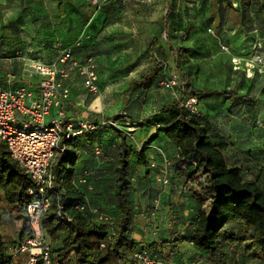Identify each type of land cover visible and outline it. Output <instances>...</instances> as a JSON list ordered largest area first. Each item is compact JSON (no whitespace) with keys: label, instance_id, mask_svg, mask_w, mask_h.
I'll list each match as a JSON object with an SVG mask.
<instances>
[{"label":"crops","instance_id":"obj_1","mask_svg":"<svg viewBox=\"0 0 264 264\" xmlns=\"http://www.w3.org/2000/svg\"><path fill=\"white\" fill-rule=\"evenodd\" d=\"M139 1H150L151 3H147L151 8L150 11L155 7L152 2H156V0ZM163 1L165 10L163 29L167 34L170 32V15L174 13V8L172 7L173 0ZM210 1L215 7V10H210V15L213 17V24L218 34L217 50L215 49L211 56L216 58L213 60L217 62L214 63L217 65V72L212 73V70L205 66L211 57L206 58L207 60L203 59L201 62L194 61L191 49L196 48L197 44L191 33L196 30L189 22L183 29L184 43L177 47L170 44L166 51V59L179 58L177 55L171 58L167 57L172 46L188 51L186 54L182 53V59L187 58L190 61L185 64L188 66L187 71L189 67H192L194 72L193 66L197 62L200 82L194 83V86L197 91L202 92L201 97H203V93L210 91L208 84L203 81L208 77L213 78V76H217V81L225 82V92L236 89L240 97H247L231 103L228 102L227 97L218 94L204 96L199 100L194 112L198 115L201 125L208 130L213 143L221 149L228 167L240 169L245 182L258 185L264 192V0L260 7L257 6V0H218L217 3H214V0ZM74 2L75 0L61 1L60 4L63 5L65 13L68 11V5ZM26 7L25 3L21 4L18 0H0V10L5 9L7 15L19 16ZM10 9L14 11H10ZM58 9L61 15L60 8L58 7ZM165 18L169 19L168 27L165 24ZM190 27H192V32L186 39L185 31ZM256 42L259 44V48L253 52L252 46ZM202 43L206 44L205 41ZM223 45L229 47L228 52L222 49ZM259 57L262 59L261 63L257 62ZM235 58L240 62L238 67L233 63ZM24 59L23 57L9 60L10 73H0V86L3 89L17 90L26 86L34 91L37 90L41 78L27 77L21 69L22 67L17 65ZM37 61L43 62L40 59ZM248 63H252L254 68H250ZM174 72L176 71H172L166 77L167 72L162 67L160 75L148 86L130 93L126 104L123 103V100L129 83L131 80L139 78H133L126 83V86L124 85L120 105L122 111H126L127 119L124 118V120L126 119L128 124L136 127L134 128L136 143L144 144L156 132L155 126L149 125L142 128L140 124L148 119L151 120L163 107L172 105L179 99V90H167L162 85ZM73 74L75 73H71L70 76ZM62 85L68 88L71 93L64 108L67 116L76 121L83 119L91 121L88 116L80 113L73 103L72 92L66 79L62 81ZM257 87L261 88V92L259 99L256 100L253 95H257ZM207 99H214L216 102H207ZM56 112L54 110L53 115ZM146 155L150 164L148 179L143 167L133 166L134 173L136 171L138 174L134 175L131 195L134 219L129 241L136 245L137 250H146L151 257L162 264H176L177 259L181 260V264H206V256L199 253L191 242L193 227L202 219V213L199 210L200 204L192 192V188L196 185H194L196 179L186 181L178 176L173 163L174 159L178 157V149L162 135L149 146ZM100 158L93 159L92 153L86 149L80 155L77 166L79 178L77 185L85 188L87 185L81 184L80 180L84 178L88 180L90 188L86 187L85 189L86 197L89 204L94 207H96L94 191L101 193L108 186L110 187L105 182V177H102L108 174L104 173L107 169ZM100 177L103 181H101V185H98ZM159 179H166L168 184L161 183ZM92 186H94L93 189ZM1 195L5 199L4 192L0 189ZM3 218L1 235L8 248V255L12 261L23 263L28 258L27 254L16 253L14 249L28 228L25 227V224L19 228L22 222L15 220L14 213L8 219L5 216ZM14 227L17 228V232ZM228 230L231 234L242 236L246 240L244 244H247L245 249L249 247L253 231L246 229V223L232 224ZM246 235H249V240L246 239ZM181 251L184 253L182 254ZM242 255L244 256L241 259L250 256V263L255 262L253 252L247 253L245 250Z\"/></svg>","mask_w":264,"mask_h":264},{"label":"trees","instance_id":"obj_2","mask_svg":"<svg viewBox=\"0 0 264 264\" xmlns=\"http://www.w3.org/2000/svg\"><path fill=\"white\" fill-rule=\"evenodd\" d=\"M217 1L214 0V3ZM59 8L61 16H65L63 5L60 4ZM165 24L168 27V18H165ZM185 32L187 39L192 27L187 28ZM183 52L188 53L172 46L167 57L177 55L182 58ZM182 62L188 64L190 61L186 58ZM163 66V63L155 62L151 73L131 80L123 103L126 104L130 93L148 86L159 76ZM192 69L189 67L187 73L179 74L181 77V86L177 89L180 93L179 99L172 105L163 107L151 120L140 124L142 128L155 126L156 132L139 151L135 145L128 142L126 130L112 127L118 142V158L113 166L112 185L110 184V188H113L116 216L98 207L114 220V236L110 241L107 225L78 209L89 203L85 189L90 187L87 179L85 188L77 185L78 161L83 142L87 144L90 142L89 138L99 129L98 125L95 124L97 126L95 131L68 142L67 155L58 158L52 168L55 193L50 194V208L42 219V229L52 245V264H65L68 261L72 264H137L134 260L137 247L129 241L134 219L131 201L133 166L136 163L137 166L143 167L148 179L150 164L146 153L149 146L161 135L178 149V157L173 161L178 176L186 181L194 179L196 175L202 178L200 191L192 188L193 195L200 204L202 219L193 227L191 242L206 256V264H230L224 242L236 246L238 241H246L242 236L231 234L228 230L230 225L239 222L246 223V229L253 231L250 245L246 249L247 253H254L255 264H264V192L258 185L245 182L240 169L228 167L221 149L213 143L208 130L201 125L198 115L194 112L199 100L204 96L218 94L227 97L231 103L247 97H240L236 89L229 92L207 91L201 97L202 92L197 91L194 86ZM191 99H195L197 103L188 109L186 106ZM123 116L122 114L115 117L114 121L122 122ZM105 182L110 183L106 180ZM30 187H32L30 177L11 157L7 146L0 143V189L4 192L5 200L15 217L23 222L26 228H28L26 206L33 200L28 194ZM59 208L62 217L57 214ZM68 218L71 221H68ZM2 222L3 214L0 208V264H10L8 248L1 235ZM107 241V248L103 250L101 244ZM52 242H55V247Z\"/></svg>","mask_w":264,"mask_h":264},{"label":"rangeland","instance_id":"obj_3","mask_svg":"<svg viewBox=\"0 0 264 264\" xmlns=\"http://www.w3.org/2000/svg\"><path fill=\"white\" fill-rule=\"evenodd\" d=\"M61 1L18 0L27 6L19 16L7 15L5 9L0 10V73H10L9 60L24 57L22 63L17 65L22 67L27 77L32 78L30 71L34 62L40 59L49 64L68 48H72L73 60L78 63L83 64L88 59H92L99 87L98 93H91L85 88L84 79L77 71L66 79V83L70 86L72 101L77 109L99 127L89 138L88 144L83 142L81 154L87 149L94 159L95 149L99 148L102 152L100 161L107 169L104 173L108 174L102 177L110 182L105 184L112 185V166L118 156L117 135L112 127L126 130L128 142L135 145L138 151L143 147V143H136L134 131L136 127L130 124L124 125L127 123L126 111H122L120 105L124 85L126 86V83L133 78H140L143 74L151 72L154 61L164 64L166 77L172 71H177L178 74L185 73L187 66L182 62L183 59L167 60L166 51L170 44L177 47L184 43L183 29L188 22L196 30L191 33L197 44L196 48L191 49L194 61L201 62L211 57L214 50H217L218 40L213 17L210 15V10H215V7L210 0H173L174 13L170 15V32L166 34L163 29L165 13L163 0L152 2L155 6L152 11L147 4L151 3L150 1L75 0L68 5L65 16L59 14L58 7ZM256 3L258 7L263 4L262 0H257ZM10 11L14 10L10 9ZM203 41L206 42L205 45ZM214 58H209L208 64L205 65L212 70V73L217 72V65L214 64L217 62L213 60ZM194 69L195 83H199L197 62ZM203 82L208 84L210 91L225 90V82L217 81V76L208 77ZM257 92V95H253L256 100L260 97L261 88L257 87ZM207 102L216 101L207 99ZM122 114L126 119L116 123L114 118ZM135 174L138 173L135 171ZM102 177L99 178L98 185H101ZM194 179H196L194 188L200 191L202 178L196 175ZM94 193L96 194L94 205L112 213L115 217L113 188L108 186L101 193L97 191ZM206 205L208 206V203ZM0 208L6 219L13 213L2 195ZM22 224L24 225L22 222L19 228ZM14 230L17 232L16 227ZM248 237L249 235H246V239ZM52 244L55 247V242ZM246 245L244 240L238 241L236 246L224 242L230 264H255V262L250 263V256L241 259ZM180 261L177 259L176 264H181Z\"/></svg>","mask_w":264,"mask_h":264},{"label":"built area","instance_id":"obj_4","mask_svg":"<svg viewBox=\"0 0 264 264\" xmlns=\"http://www.w3.org/2000/svg\"><path fill=\"white\" fill-rule=\"evenodd\" d=\"M258 48L259 44L256 42L252 46L253 52ZM222 49L229 51V47L225 45ZM257 62L261 63L262 59L257 58ZM233 63L238 67L240 62L235 58ZM249 65L250 68H254L252 63ZM31 67V76L41 78L36 91L26 86L17 90H6L0 86V143L7 146L11 157L30 177L32 187L28 189V194L33 197L26 206L28 230L14 249L16 253L27 254L28 258L23 263L11 259L10 264H52V245L42 229V219L51 204L50 194L55 193L52 168L58 158L67 155L68 142L97 129V126L88 119L76 121L67 116L64 108L71 93L62 85L63 80L77 71L84 79L85 88L91 93H98L99 87L92 59L83 64L78 63L73 60L72 48H68L51 63L37 61ZM162 85L167 90H176L181 86V77L176 71ZM196 103L195 99H191L186 107L191 109ZM54 110L57 112L53 115ZM95 155L98 158L102 157L99 148L95 149ZM159 181L168 184L166 179ZM80 183L86 184L87 180L81 179ZM78 209L91 214L98 222L106 224L110 231V241L114 236L113 218L89 203ZM57 214L62 217L61 208ZM68 221L71 219L68 218ZM107 243L108 241L101 244L103 250H106ZM134 260L137 264H162L146 250L136 251ZM65 264L72 262L68 261Z\"/></svg>","mask_w":264,"mask_h":264}]
</instances>
